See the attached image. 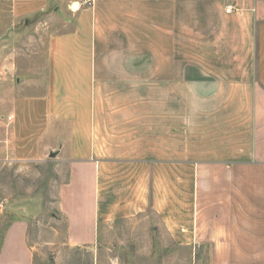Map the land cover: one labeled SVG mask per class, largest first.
Here are the masks:
<instances>
[{
  "label": "crops",
  "instance_id": "0c3cea01",
  "mask_svg": "<svg viewBox=\"0 0 264 264\" xmlns=\"http://www.w3.org/2000/svg\"><path fill=\"white\" fill-rule=\"evenodd\" d=\"M3 2L20 15L55 5L68 28L50 37L46 89L27 82L20 100L30 118L44 105L69 170L64 244L94 245L106 224L149 212L209 264H264V0ZM142 30L146 75L140 52H125ZM6 55L0 85L15 75ZM29 223H10L0 264H35Z\"/></svg>",
  "mask_w": 264,
  "mask_h": 264
},
{
  "label": "rangeland",
  "instance_id": "374dc122",
  "mask_svg": "<svg viewBox=\"0 0 264 264\" xmlns=\"http://www.w3.org/2000/svg\"><path fill=\"white\" fill-rule=\"evenodd\" d=\"M54 12L55 5H51L45 13L20 15L10 2L0 3V49L7 53L4 60L11 56V62L16 63L15 75L5 77L0 85V111L16 109L14 118L7 119L6 126L0 125V248L10 223L25 217L36 242L35 264H209L210 254L176 245L149 212L106 224L94 245L64 244L65 224L58 205L69 170L58 155L50 157L59 143L52 132L45 131L44 105H38L30 118L22 116L20 104L24 95L21 85L29 82L35 91L39 87V92L47 87L50 37L68 29ZM147 34L148 30H142L140 38L135 35V45L131 37L126 40L129 44L125 43V52H140L142 75L148 72V53L153 51ZM5 136L9 140L4 141ZM9 207L26 213L11 212Z\"/></svg>",
  "mask_w": 264,
  "mask_h": 264
},
{
  "label": "water",
  "instance_id": "95a60500",
  "mask_svg": "<svg viewBox=\"0 0 264 264\" xmlns=\"http://www.w3.org/2000/svg\"><path fill=\"white\" fill-rule=\"evenodd\" d=\"M58 154H59V149L50 151V157H56ZM9 210L11 212H14V213H17V214H21V215L26 213L25 210H23L22 208L9 207Z\"/></svg>",
  "mask_w": 264,
  "mask_h": 264
},
{
  "label": "built area",
  "instance_id": "2783aa9c",
  "mask_svg": "<svg viewBox=\"0 0 264 264\" xmlns=\"http://www.w3.org/2000/svg\"><path fill=\"white\" fill-rule=\"evenodd\" d=\"M232 9H233V7H232L231 5H229V6L226 8V11H227V12H231Z\"/></svg>",
  "mask_w": 264,
  "mask_h": 264
},
{
  "label": "bare ground",
  "instance_id": "6f19581e",
  "mask_svg": "<svg viewBox=\"0 0 264 264\" xmlns=\"http://www.w3.org/2000/svg\"><path fill=\"white\" fill-rule=\"evenodd\" d=\"M78 5V4H77ZM77 5H75V6H77Z\"/></svg>",
  "mask_w": 264,
  "mask_h": 264
}]
</instances>
